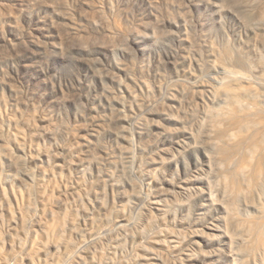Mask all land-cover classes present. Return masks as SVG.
<instances>
[{"label":"rangeland","instance_id":"1","mask_svg":"<svg viewBox=\"0 0 264 264\" xmlns=\"http://www.w3.org/2000/svg\"><path fill=\"white\" fill-rule=\"evenodd\" d=\"M260 78L264 0H0V264H264Z\"/></svg>","mask_w":264,"mask_h":264},{"label":"bare ground","instance_id":"2","mask_svg":"<svg viewBox=\"0 0 264 264\" xmlns=\"http://www.w3.org/2000/svg\"><path fill=\"white\" fill-rule=\"evenodd\" d=\"M227 72V71H226ZM230 72V71H229ZM228 72V73H229ZM224 73H225V71H224ZM227 73V74H228ZM238 75V74H237ZM240 75V74H239ZM238 75V76H239ZM241 76V75H240ZM244 78V77H243ZM246 79H248V78H246ZM250 79V78H249ZM257 80V79H256ZM225 81V80H224ZM226 82H227V80H226ZM259 85H264V78H260V79H258L257 81H256Z\"/></svg>","mask_w":264,"mask_h":264}]
</instances>
